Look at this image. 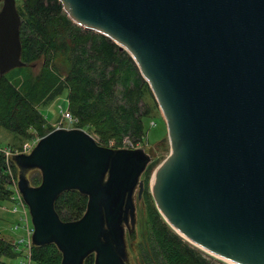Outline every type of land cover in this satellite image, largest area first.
Returning a JSON list of instances; mask_svg holds the SVG:
<instances>
[{
	"label": "water",
	"instance_id": "95a60500",
	"mask_svg": "<svg viewBox=\"0 0 264 264\" xmlns=\"http://www.w3.org/2000/svg\"><path fill=\"white\" fill-rule=\"evenodd\" d=\"M58 1L74 24L125 50L149 86L170 144L151 182L165 222L221 259L264 264V0ZM20 26L16 0H0V76L26 65ZM11 161L34 247L54 245L60 264H128L151 154L58 127ZM69 191L87 203L65 222L55 202Z\"/></svg>",
	"mask_w": 264,
	"mask_h": 264
},
{
	"label": "trees",
	"instance_id": "16d2710c",
	"mask_svg": "<svg viewBox=\"0 0 264 264\" xmlns=\"http://www.w3.org/2000/svg\"><path fill=\"white\" fill-rule=\"evenodd\" d=\"M16 8L25 29L21 27L20 41L26 65L0 76V128L23 138L43 137L54 128L41 113L39 100L46 96V105L66 91L67 112L76 120L75 127L91 128L99 145L113 140L115 148H121L125 138L134 146L141 143L146 136L143 120L152 110L145 95L157 104L130 55L109 38L75 25L58 0H23ZM39 60V73L31 76ZM8 165L16 172L12 161ZM8 165L0 154V204L13 194ZM28 178L33 186L40 183L37 171ZM86 203L78 192H65L55 202V211L62 221H74ZM148 223L149 247L138 264H212L167 225L153 203ZM31 253V264L61 262L54 245L32 247ZM19 258L15 245L0 238V264H14ZM93 262L91 255L84 264Z\"/></svg>",
	"mask_w": 264,
	"mask_h": 264
},
{
	"label": "rangeland",
	"instance_id": "374dc122",
	"mask_svg": "<svg viewBox=\"0 0 264 264\" xmlns=\"http://www.w3.org/2000/svg\"><path fill=\"white\" fill-rule=\"evenodd\" d=\"M22 5H23V0H16V7ZM22 22L23 20L21 18L20 31H21V27L23 28V30H25ZM81 29L86 30L84 28ZM40 68H41V60L33 64L32 70L29 74H31V76L37 75L39 73ZM47 99L48 98L46 96H43L39 100L40 103L42 104V106L41 105L39 106V109L43 114V116L46 118L47 123H50V125L53 128H58V127L78 128L75 127L76 126L75 123H70L66 118H64L63 115L67 110L66 91H64L58 98L44 105ZM145 101L149 103L152 108L151 116L144 118L143 120L146 136L142 139L141 143L137 144L136 146H134L126 138L122 141V145H121V148H133V147L143 148L146 150V152H148L152 156V161L150 162L151 165L149 164L150 165L149 172L143 173L141 176V179L143 181V192L141 198L139 200H136L135 229L132 236L130 238L128 237V239L126 240L128 259H129L128 264H138L139 262H141V256H142L141 253L146 251V248L149 247L150 236H149L148 221L150 218L151 204L152 203L154 204L151 194V182L152 179L154 178V174L157 167L168 156L170 152V144L167 139L166 124L158 108V105L155 106L153 99H151V97L147 94L145 95ZM85 131L90 133L96 141L98 140L100 141L99 137L94 134L91 128H88V130L85 129ZM38 140L39 137L35 134L34 136H31L29 138H23L0 128V154L5 157V154L2 152L4 149L7 150L8 152L13 153V155L18 153H28L35 146ZM106 145H107L106 147L115 148V143L113 140L107 141ZM17 173H18L17 170L16 172H14L10 168V170L8 171L9 179L7 178V182L16 184ZM11 190L12 192L16 190L14 185H11ZM15 206H17V202H13V201H6L0 204V238L6 239L7 241H11V242L12 240H19L21 238H25V234H26L25 230L22 228L23 226L22 222L20 221L21 218L20 209L14 211ZM15 224H18L17 229L13 228ZM180 237L183 239L184 242H186L188 245L193 247L197 252L201 253L210 263L233 264L194 245L184 237L182 236ZM22 244L24 245L25 242H23ZM20 248L22 249V247ZM17 253H20V251H17ZM14 263L20 264L19 259H17Z\"/></svg>",
	"mask_w": 264,
	"mask_h": 264
},
{
	"label": "built area",
	"instance_id": "2783aa9c",
	"mask_svg": "<svg viewBox=\"0 0 264 264\" xmlns=\"http://www.w3.org/2000/svg\"><path fill=\"white\" fill-rule=\"evenodd\" d=\"M63 115H64V118H66L70 123H76V120L67 112V110ZM132 149H135V147H133ZM2 152L5 154L4 158L6 160V164L8 165L13 153L8 152L5 149ZM7 167L9 171L10 170L9 165ZM12 185H14L16 190L13 191L10 201L17 202V206H15L14 211H17L18 209H20V215H21L20 221L22 222V225H23L22 228L26 232L25 238H21L19 240H12V243L13 245H15V250L20 251L19 253L21 255V258H19L20 264H31V254H32L31 251H32V247H34L31 242L33 227L30 222V216L28 214V209L26 205L24 204L17 190L16 184L14 183ZM13 228L17 229L18 224H15ZM23 242H25L24 245L22 244ZM20 247H22V249Z\"/></svg>",
	"mask_w": 264,
	"mask_h": 264
}]
</instances>
